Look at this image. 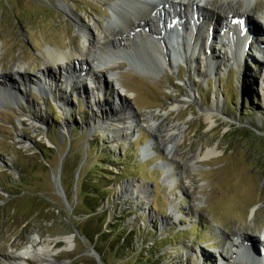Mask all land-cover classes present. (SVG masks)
Listing matches in <instances>:
<instances>
[{
	"label": "rangeland",
	"instance_id": "obj_1",
	"mask_svg": "<svg viewBox=\"0 0 264 264\" xmlns=\"http://www.w3.org/2000/svg\"><path fill=\"white\" fill-rule=\"evenodd\" d=\"M113 1L130 0H0L5 81L0 84L12 87L17 96V105L9 96L7 103L0 102V264H21L7 254L34 235L48 238L58 249L65 245L63 237L72 234L74 246L59 251L48 264H140V253L153 255L141 264H264V55L237 33L236 47L246 42L240 61L231 58L235 50L223 54L219 38L218 44L211 40L217 63L209 64L212 71L202 78L195 61L170 59L173 68L158 70L147 47L136 54L140 65L152 71L146 75L131 69L128 60L96 67V79L87 72L68 79L70 88L64 83L66 69L48 67L45 76L37 74L44 48L68 50L82 42L75 18L61 3L94 29L90 19L103 23L111 16L108 5ZM250 5L248 37L258 38L264 33V22L258 21L264 0H250ZM81 62L74 60L69 70H86ZM19 66L25 70L22 78L12 74ZM110 69L118 71L115 78L126 90L114 87ZM43 76L49 89L39 86L46 82ZM127 92L134 96L125 101ZM119 93L125 95L118 100ZM186 94L191 96L186 105L171 108L176 97ZM215 96L220 113L210 126L199 108H210ZM129 103L142 121L126 140L114 141L99 126ZM37 114L40 122L35 123ZM149 114L162 130L185 125L180 163L171 162L163 144L149 149L151 156L142 155L141 147L153 136L146 128ZM216 144L219 154L199 160ZM128 184L142 190L133 191L130 185L126 191ZM91 192L102 196L95 213L121 241L122 232L128 238L123 258L114 251L102 256L104 241L96 248L80 236L78 225L95 204ZM246 246L255 257L247 258Z\"/></svg>",
	"mask_w": 264,
	"mask_h": 264
},
{
	"label": "bare ground",
	"instance_id": "obj_2",
	"mask_svg": "<svg viewBox=\"0 0 264 264\" xmlns=\"http://www.w3.org/2000/svg\"><path fill=\"white\" fill-rule=\"evenodd\" d=\"M60 6L75 18V26H77L78 32L85 34L86 38L85 40L82 39V44L78 48L73 46L68 50H60L51 45L44 48L43 68L37 71L39 76L44 75L48 67L66 69V74H70L75 72L73 69L69 70L74 60L76 63L86 59H89L95 67L117 66L119 61L128 60V66L131 69L146 75L152 71L149 70L150 68L146 69L140 65V62L136 59V54L138 50L147 47L151 54V61L157 65L158 70L162 71L166 67L173 68L170 61L172 58H176L178 61L184 59L195 61L200 65L202 71L198 73L197 77L202 78L207 73H211L212 69L209 64L217 63L215 54L209 48L211 40L216 42V39L219 38V43L223 42L221 44V46H224L223 54L227 55L231 50H235L238 55L236 56L233 53L231 58L233 62L240 61L239 56L243 51L246 52V42L244 45L241 44L240 48H237L234 44L237 33L244 35L246 37L245 41L247 40L255 46L259 54L264 55V33L258 35V38L248 37L252 34L251 29L246 25V22L250 21L249 17H251L250 12L252 11L250 0H160L155 3H150L147 0L113 1L108 5L111 16L106 18L103 23L90 19L94 29L78 20L72 9L64 2ZM258 21L264 22V15L259 16ZM168 43L173 44L171 54L168 53L170 51ZM208 49L209 53L207 54ZM248 55H250L249 52L246 53L245 59L249 57ZM110 71L111 74H109ZM85 72L94 77L96 71L87 68ZM107 73L109 78L111 77L110 80L113 81L115 88L118 87L120 91L126 90L120 81L115 78H119L118 71L110 69ZM12 74L22 78L25 70L23 66H19L12 69ZM2 76L3 73L0 69V80L4 83ZM44 76L42 79L46 81ZM64 77L66 78H64L65 86L70 88L71 85L67 82L69 78L66 75ZM77 77L79 76L76 74L71 76V78ZM24 81L26 79H21L23 84ZM6 85L0 84V102L7 103L9 101L7 97L9 96L17 105V96H14V92L10 91L12 87ZM39 86L48 88V82L39 84ZM15 94L19 93L15 92ZM121 95L125 94H117L118 100ZM133 96L132 92H127L123 100L126 101ZM190 99L191 96L188 94L176 97L171 104V108H180L182 105H186ZM211 100L210 108H199L200 114L210 126L215 123V116L220 113L219 98L215 96ZM116 110V113L105 121V125L99 127L101 130L111 133L114 141L120 142L126 140L129 134L137 129L135 127L142 121V117L133 112L130 103L125 108L119 106ZM40 117L41 115L37 114L32 121L35 123L40 122ZM145 118L146 128L153 136L141 147L142 155L143 153L148 155L149 149H153L155 145L163 144L171 162L173 164L180 163L179 160L182 159L180 146L186 136L185 125L170 124L162 130L152 115L149 114ZM18 139L20 143H26L23 138L18 137ZM219 153L216 144V146L208 148L202 156L201 154L198 155V158L204 160V158L216 156ZM149 156H151V153H149ZM130 185L128 184L124 189L127 191ZM131 186L133 191L140 192L142 190L140 185ZM249 215L253 217V208L250 210ZM63 241L64 246L54 249L48 238L41 240L38 235H34L20 250H10L7 256L12 262L21 264H27L29 261L48 264L59 251L69 250L74 246L73 236H64ZM243 249L245 255L251 254V257H255V255H252L250 246H246V249L243 247ZM238 254L242 255L241 252Z\"/></svg>",
	"mask_w": 264,
	"mask_h": 264
},
{
	"label": "trees",
	"instance_id": "obj_3",
	"mask_svg": "<svg viewBox=\"0 0 264 264\" xmlns=\"http://www.w3.org/2000/svg\"><path fill=\"white\" fill-rule=\"evenodd\" d=\"M92 148H94V146H92ZM102 150H105V153L107 151V149L103 148ZM110 162H112V160H110ZM88 196H90V198L95 201V204L91 205L90 208L92 214L82 224L78 225L77 229L80 233V236H82L84 240H87L94 246L96 245V248H98L102 241H104V243L106 244V248H104L103 250V247L100 246L102 256L105 254V252H107L108 254H113L114 251V256H116L117 258H123L129 248V244H127L128 238H126V235H124L125 233L122 232V236L125 237L123 241H121L119 238L120 235L115 229L112 228L110 223L105 224L106 220L103 217L101 218L99 214L95 213L97 206L100 205L98 200H100V198L102 199L100 193L91 192ZM84 202L85 204H87V206H89L90 201L88 199H84ZM96 219L98 220L96 221ZM146 256H143V254L140 253L139 258L140 260H142L141 263L149 262V258L153 255L147 253ZM105 264L107 263L105 262ZM133 264H138V262H134Z\"/></svg>",
	"mask_w": 264,
	"mask_h": 264
},
{
	"label": "built area",
	"instance_id": "obj_4",
	"mask_svg": "<svg viewBox=\"0 0 264 264\" xmlns=\"http://www.w3.org/2000/svg\"><path fill=\"white\" fill-rule=\"evenodd\" d=\"M79 36H81L82 37V39H84L85 40V38H86V36H85V34H83L82 32H80L79 33ZM82 39H80V41L82 40ZM79 44V46H81V44H82V42H80V43H78ZM82 61H85V62H90V60L89 59H86V60H82ZM85 62H81V63H85ZM68 74V73H67ZM79 75V76H83L84 74H85V71L84 70H81V71H75V72H72V73H70V75ZM87 77H89V78H92V79H96V73H95V76H94V78L92 77V76H87ZM92 79L91 80H89V82L91 81V83H89V85L91 86V84H92ZM115 87V86H114ZM65 91V90H64ZM100 91V90H99ZM64 94H67V91L66 92H63ZM68 96L69 95H71V93H68L67 94Z\"/></svg>",
	"mask_w": 264,
	"mask_h": 264
},
{
	"label": "water",
	"instance_id": "obj_5",
	"mask_svg": "<svg viewBox=\"0 0 264 264\" xmlns=\"http://www.w3.org/2000/svg\"><path fill=\"white\" fill-rule=\"evenodd\" d=\"M71 236H74V235L72 234ZM92 254H93V256H94V257H95L97 260H100V258H99V255H98V254L94 253L93 251H92Z\"/></svg>",
	"mask_w": 264,
	"mask_h": 264
}]
</instances>
